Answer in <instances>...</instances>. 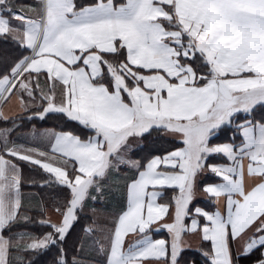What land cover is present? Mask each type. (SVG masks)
Returning a JSON list of instances; mask_svg holds the SVG:
<instances>
[{"label":"snow or ice","instance_id":"6c2138e0","mask_svg":"<svg viewBox=\"0 0 264 264\" xmlns=\"http://www.w3.org/2000/svg\"><path fill=\"white\" fill-rule=\"evenodd\" d=\"M0 264H264V0H0Z\"/></svg>","mask_w":264,"mask_h":264}]
</instances>
